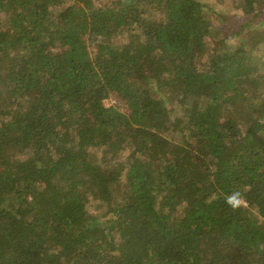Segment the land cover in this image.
<instances>
[{
  "label": "trees",
  "instance_id": "16d2710c",
  "mask_svg": "<svg viewBox=\"0 0 264 264\" xmlns=\"http://www.w3.org/2000/svg\"><path fill=\"white\" fill-rule=\"evenodd\" d=\"M228 2L0 0V264H264V0Z\"/></svg>",
  "mask_w": 264,
  "mask_h": 264
},
{
  "label": "rangeland",
  "instance_id": "374dc122",
  "mask_svg": "<svg viewBox=\"0 0 264 264\" xmlns=\"http://www.w3.org/2000/svg\"><path fill=\"white\" fill-rule=\"evenodd\" d=\"M203 2L206 5L212 7L217 12L226 14L225 16H230L231 14H234V11L232 10V5L228 2V0H222V2L220 0H203ZM107 105L110 106V102H108Z\"/></svg>",
  "mask_w": 264,
  "mask_h": 264
},
{
  "label": "built area",
  "instance_id": "2783aa9c",
  "mask_svg": "<svg viewBox=\"0 0 264 264\" xmlns=\"http://www.w3.org/2000/svg\"><path fill=\"white\" fill-rule=\"evenodd\" d=\"M108 103V102H107Z\"/></svg>",
  "mask_w": 264,
  "mask_h": 264
}]
</instances>
